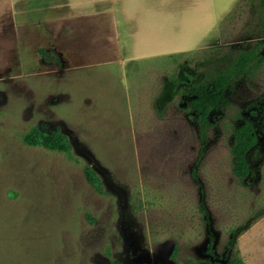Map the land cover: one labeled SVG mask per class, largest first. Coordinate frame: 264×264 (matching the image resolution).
Masks as SVG:
<instances>
[{
	"label": "rangeland",
	"instance_id": "374dc122",
	"mask_svg": "<svg viewBox=\"0 0 264 264\" xmlns=\"http://www.w3.org/2000/svg\"><path fill=\"white\" fill-rule=\"evenodd\" d=\"M192 1L155 5L169 10L170 30L180 35L189 30ZM206 1L193 50L178 43L166 56L117 50L124 35L113 18L108 59L97 55L68 70L53 55L50 63H22V48L9 41L17 2L0 0V264L212 262L200 201L217 257L237 251L243 264H264V59L233 78L196 167L198 127L181 97L188 81L233 50L258 44L264 58V11L257 0ZM164 17L155 16L160 28ZM248 120L261 137L246 153L251 173L239 180L231 145L235 128ZM33 128L58 129L70 149L26 145ZM85 165L103 193L86 181Z\"/></svg>",
	"mask_w": 264,
	"mask_h": 264
},
{
	"label": "crops",
	"instance_id": "0c3cea01",
	"mask_svg": "<svg viewBox=\"0 0 264 264\" xmlns=\"http://www.w3.org/2000/svg\"><path fill=\"white\" fill-rule=\"evenodd\" d=\"M15 1V10L9 17V41L22 48L25 57L22 63H44L38 50L45 49L54 51L58 65L68 70L90 63L97 55L102 60L108 59L105 56L112 53L113 18L122 24L124 35L117 50L152 49L154 53L138 57L166 56L176 54L172 48L176 43L185 45V52L196 47L209 12L206 0H193L188 11L189 30L177 35L176 27L172 30L169 27V10L156 9L155 0ZM160 13L165 16L162 28L155 18Z\"/></svg>",
	"mask_w": 264,
	"mask_h": 264
},
{
	"label": "trees",
	"instance_id": "16d2710c",
	"mask_svg": "<svg viewBox=\"0 0 264 264\" xmlns=\"http://www.w3.org/2000/svg\"><path fill=\"white\" fill-rule=\"evenodd\" d=\"M257 1H259L261 9L264 11V0ZM257 48L258 44H254L250 47L233 50L221 56L220 61L211 70L203 72V80L192 88L196 97L189 102L191 109L189 117L197 124L200 138V150L195 160V167L203 155L207 128L212 125L208 117L209 113L212 109L222 110L225 108L227 103L225 99L226 90L231 89L234 77L251 73L259 67L260 61L264 58L257 52ZM217 52L219 51L216 50L212 55L215 56ZM38 53L45 61H51V55L56 57V53L51 50L39 49ZM212 55L210 58H214ZM222 60H226L227 62H222ZM205 80L211 84L209 89H207L206 83L203 82ZM256 139L254 125L251 121H244L242 125L235 128L231 145V153L233 155L232 172L239 180H244L249 173L246 153L249 147L255 143ZM23 140L29 146H42L60 152H67L70 149L67 138L58 129L46 132L33 128L24 135ZM83 174L86 181L97 193H103L101 181L90 166L85 165L83 167ZM199 211L203 215L204 224L207 228V252L212 258V262H210L211 260H206L200 264H243L237 251L231 255L225 252L224 257H217L215 255V252H213L214 236L209 229L208 211L202 201L199 203ZM235 237L236 231H233L228 238L227 249L232 248Z\"/></svg>",
	"mask_w": 264,
	"mask_h": 264
},
{
	"label": "flooded vegetation",
	"instance_id": "af4514ba",
	"mask_svg": "<svg viewBox=\"0 0 264 264\" xmlns=\"http://www.w3.org/2000/svg\"><path fill=\"white\" fill-rule=\"evenodd\" d=\"M201 76H202V78H200V79H196V80H194L193 82L188 81V82L185 84V87L182 88V90H181V97H182V98H186V99H188L189 102H190L192 99H194V98L196 97V95H195V93L193 92L192 88L194 87L195 84L200 83V82L203 80V78H204V73H201ZM210 86H211V84H210L209 82H207V83H206V87H207V89H209ZM226 91H227V90H226ZM220 111H221L220 109H212V110H211V112L209 113V116H208V117H209V120H210L211 123H212V115H213V114H216V113H219L220 115L223 114V112L221 113ZM251 119H252V118H251ZM253 125H254V131H255V134H256V136H257V139H256V141H255V143H254V144H256V143H259V142H260L261 132H260V131L258 130V128H257L256 121H255V122L253 121ZM254 144H253V145H254ZM248 168H249V173H248V174H250V173H251V167H250L249 163H248Z\"/></svg>",
	"mask_w": 264,
	"mask_h": 264
}]
</instances>
